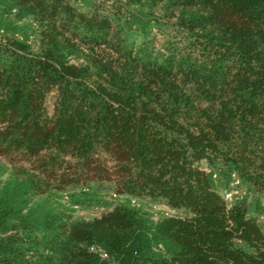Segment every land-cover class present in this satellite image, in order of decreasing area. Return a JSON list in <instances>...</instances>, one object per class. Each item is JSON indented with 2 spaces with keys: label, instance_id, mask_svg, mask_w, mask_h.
<instances>
[{
  "label": "trees",
  "instance_id": "1",
  "mask_svg": "<svg viewBox=\"0 0 264 264\" xmlns=\"http://www.w3.org/2000/svg\"><path fill=\"white\" fill-rule=\"evenodd\" d=\"M143 2L177 39L129 37L115 16ZM0 7L32 26L17 38L0 21V157L22 161L0 179V264H264L263 224L200 166L264 195V0ZM90 182L177 213L71 220L53 204Z\"/></svg>",
  "mask_w": 264,
  "mask_h": 264
},
{
  "label": "rangeland",
  "instance_id": "2",
  "mask_svg": "<svg viewBox=\"0 0 264 264\" xmlns=\"http://www.w3.org/2000/svg\"><path fill=\"white\" fill-rule=\"evenodd\" d=\"M71 1L83 10L90 9L95 3L99 2V0ZM1 9L0 7V21L12 27V31L7 32L9 35L20 38L25 33H30L32 26L28 21L17 20L12 13H2ZM119 9V16H115V19L119 20V24L126 29L130 38L140 39L145 31H150L155 35L156 43L159 45L167 38L177 39L176 33L171 30L170 24L165 22L166 16L163 13V5H152L143 2L139 5H123ZM156 18H159L160 22H157ZM141 27L144 28L140 29ZM47 106L51 110L52 99H49ZM21 163L22 161H19V158L10 161L0 157V179L10 178L13 169L19 167ZM200 166L210 173L214 186L222 196L229 192H236L233 194L232 199L227 201L229 205L236 201H245L249 216L255 217L264 226V195L255 192L248 183L235 184L232 171L229 168L219 166L211 168L205 162H201ZM53 204H56L58 210L71 220L91 219L116 205L142 208L153 220L177 213L159 200L118 195L114 192L110 182H90L68 186L55 194Z\"/></svg>",
  "mask_w": 264,
  "mask_h": 264
},
{
  "label": "built area",
  "instance_id": "3",
  "mask_svg": "<svg viewBox=\"0 0 264 264\" xmlns=\"http://www.w3.org/2000/svg\"><path fill=\"white\" fill-rule=\"evenodd\" d=\"M232 174H233V177H234V183H235V184L240 183V180H239V178L236 176V174H235V173H232ZM234 193H236V192H229V193L224 194L222 197H223V199L227 202V201H229V200L232 199Z\"/></svg>",
  "mask_w": 264,
  "mask_h": 264
}]
</instances>
